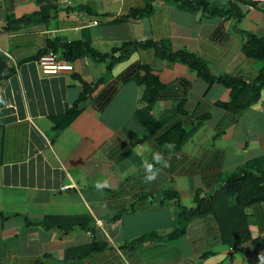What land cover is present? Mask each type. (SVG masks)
Returning <instances> with one entry per match:
<instances>
[{
	"label": "crops",
	"instance_id": "1",
	"mask_svg": "<svg viewBox=\"0 0 264 264\" xmlns=\"http://www.w3.org/2000/svg\"><path fill=\"white\" fill-rule=\"evenodd\" d=\"M191 1L0 0V264H260L264 246L253 239L264 234V202L245 208L250 238L238 242L243 218L220 188L247 163L264 172V86L257 101L234 113L217 104L229 88L207 85L183 62L144 44L191 52L213 75L253 82L263 62L246 55L243 44L250 34L264 39V1L200 0L207 8ZM148 5L147 13L127 17ZM51 41L85 42L111 54H85L71 61L72 70L43 76L36 59ZM123 42L140 44L119 58L113 49ZM55 52L61 58V49ZM143 65L165 85L148 107L153 120L184 103L163 124L151 122L152 132L137 81ZM83 82L93 90L66 122ZM199 121L180 148L158 140L177 123L190 128ZM154 151L167 166L158 165L156 180L147 183L143 162ZM104 181L108 186L97 188ZM198 191H221L216 204L229 217L181 218L180 206L193 207ZM46 215L83 216L87 226L65 232L29 222ZM175 228L183 230L169 237ZM91 243L104 247L65 253Z\"/></svg>",
	"mask_w": 264,
	"mask_h": 264
},
{
	"label": "trees",
	"instance_id": "2",
	"mask_svg": "<svg viewBox=\"0 0 264 264\" xmlns=\"http://www.w3.org/2000/svg\"><path fill=\"white\" fill-rule=\"evenodd\" d=\"M200 0H195L194 3L196 6H203L207 8V4L205 2H199ZM183 5L193 4L191 0H180ZM149 5L145 6L141 9L132 10L127 17H139L144 13L149 11ZM212 13H222V11H218L217 9H209ZM140 44L135 42H123L117 47H115L114 51H119V58L126 57L133 46ZM150 45L155 49V53L158 57L163 58L165 60H178L186 64L189 69L195 72L197 76H200L207 85H211L214 82L222 83L227 88H229V98L226 101H218L217 104L227 110H230L234 113H239L243 109L247 108L249 105L258 100L261 87L264 86V39L257 37L253 34H250L247 37L246 42L243 44V50L246 55L251 56L253 58H258L263 62V67L259 76L253 82H247L241 77L229 76L226 74L213 75L209 71L207 64L197 55L186 52V51H172L169 47L164 44H150L149 42L145 43L144 46ZM53 50L61 49V58L67 61H72L77 57H80L85 54H90L95 59H105L107 55L111 53H101L93 49V47L89 43L80 42V41H72V42H54L51 41L49 47L44 50ZM43 51V52H44ZM42 53V52H41ZM40 55V54H39ZM118 58L114 59L117 60ZM144 69L143 75L137 77V81L143 85V93L142 99L145 102L146 107L143 109L145 115L148 117V121L145 122L149 131L152 132L155 130V127L151 128L149 125L151 122L155 120L149 115L147 112L148 107L154 102L158 93L165 87V85L159 80V78L151 71V69L143 65ZM11 71L10 69H8ZM5 75V74H4ZM3 75V76H4ZM82 90L78 96V98L72 103V105L66 111L64 118L65 121L69 122L75 115L78 113L79 103L87 99L91 91L93 90V85L83 82ZM183 100H179L174 104L172 109L168 111L165 117L162 120H157L153 123H156L157 126L166 122L172 116L182 113L183 109ZM199 122L194 124L190 128H184L180 124H175L169 130H167L164 134H162L158 140L165 144L174 145L171 149H177L182 146V144L187 140V138L198 128ZM56 128H61L60 124H56ZM220 190L227 195L231 200V208L233 210H238L242 215V222H244L243 230L241 231V235L237 239L240 242L243 239H249L250 233L248 231L247 222H246V213L245 208L251 206L254 203L264 202V172L260 169L253 170L250 166V163H247L241 167H238L233 172L229 173L223 181ZM215 191L212 195L206 196L202 195L200 191H198L195 195V205L193 207L187 208L183 205L180 206L179 216L185 218L186 220L191 218L192 216H200L207 213H212L219 220L223 221V216L226 214L229 217V212L226 209H222V207L216 204L219 193L221 192ZM231 210V211H233ZM222 214H221V213ZM237 212V213H238ZM122 211H119L116 216H120ZM30 223H35L42 225L44 227L54 226L56 228L63 229L65 232L69 231L72 227L79 225L82 227H86V217L77 216V215H46L43 219L39 221H29ZM182 228H175L169 233V237H176L179 233L182 232ZM152 231L147 233H142L138 235L135 239L131 240L127 245L133 246L138 243L143 242L147 238H150L152 235ZM255 242L264 246V234L253 239ZM104 247L103 243H91L85 246L78 247H70L65 250L67 256H80L87 255L91 252L97 251Z\"/></svg>",
	"mask_w": 264,
	"mask_h": 264
},
{
	"label": "built area",
	"instance_id": "3",
	"mask_svg": "<svg viewBox=\"0 0 264 264\" xmlns=\"http://www.w3.org/2000/svg\"><path fill=\"white\" fill-rule=\"evenodd\" d=\"M253 3H260L264 0H248ZM41 75H55L60 72H67L72 70L73 65L70 61L58 57L55 51L49 49L42 52L36 59Z\"/></svg>",
	"mask_w": 264,
	"mask_h": 264
},
{
	"label": "clouds",
	"instance_id": "4",
	"mask_svg": "<svg viewBox=\"0 0 264 264\" xmlns=\"http://www.w3.org/2000/svg\"><path fill=\"white\" fill-rule=\"evenodd\" d=\"M166 147L171 149L174 147V145L168 144ZM158 165H163L166 167L167 162L162 152L154 151L152 155V161L149 162L145 160L143 162V167H144V172H145V176H144L145 182L151 183L156 180L157 175L159 174V168L157 167ZM96 186L97 188L107 187L108 182L104 181L103 184H101L100 182H97ZM259 261H260V264H264V256H259Z\"/></svg>",
	"mask_w": 264,
	"mask_h": 264
}]
</instances>
